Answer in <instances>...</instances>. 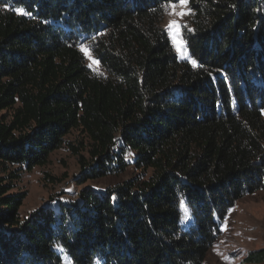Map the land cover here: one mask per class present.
Returning <instances> with one entry per match:
<instances>
[{"label": "trees", "instance_id": "trees-1", "mask_svg": "<svg viewBox=\"0 0 264 264\" xmlns=\"http://www.w3.org/2000/svg\"><path fill=\"white\" fill-rule=\"evenodd\" d=\"M168 4L0 0V264H204L220 221L264 191V0H188L195 67L162 25ZM62 147L79 184L142 176L22 216L17 180Z\"/></svg>", "mask_w": 264, "mask_h": 264}, {"label": "rangeland", "instance_id": "rangeland-1", "mask_svg": "<svg viewBox=\"0 0 264 264\" xmlns=\"http://www.w3.org/2000/svg\"><path fill=\"white\" fill-rule=\"evenodd\" d=\"M187 8L190 10L189 5ZM179 10V9H178ZM171 8L168 7L162 25L172 33L168 25L170 21H177L181 25L189 23V15L183 17L171 15ZM183 29V28H182ZM181 29V32H182ZM172 41V38H171ZM182 53H178L173 44L174 50L182 60H192L188 52L187 45L182 35ZM88 54L86 56L88 65L93 64V69H100L98 63H93L95 57L87 45ZM96 61V60H95ZM3 112L0 113V115ZM79 138L77 131H73L67 139L76 141ZM131 158V155H128ZM81 167L75 156L67 147H62L54 151L50 156V161L44 166H36L32 171H26L17 180V191H26L27 196L21 208V215L27 216L35 209L45 205H55L58 201L75 200L79 191L86 185L102 191L108 186L121 183L125 180L142 176V171L130 166L121 174L109 175L100 179H91L83 184L76 181L80 175ZM54 202V203H53ZM191 220L186 217L185 223ZM222 231L221 237L208 252L204 264H264L246 262L250 252L264 248V191L247 194L239 199L230 210L223 221H220ZM64 264H73L65 258Z\"/></svg>", "mask_w": 264, "mask_h": 264}, {"label": "snow or ice", "instance_id": "snow-or-ice-1", "mask_svg": "<svg viewBox=\"0 0 264 264\" xmlns=\"http://www.w3.org/2000/svg\"><path fill=\"white\" fill-rule=\"evenodd\" d=\"M187 4H188V0H175V2H172V0H169V4L168 7L171 8V15H175V16H179V17H183L185 15H189L190 14V10L187 8ZM9 7L8 4L4 5V8L7 9ZM179 9V10H178ZM18 15H32V13L27 12L24 8H15L13 9ZM167 10V9H166ZM186 26L181 25L180 23H178L177 21L173 20L169 22L168 28L169 31L172 33V42L175 46V49L178 53H182L183 47H185V45L182 43V32L181 29L184 28ZM93 39H95L93 37ZM80 50L82 53H84L86 56H88L89 59H92V57L88 54V49L84 47L83 44H81L80 46ZM93 63H98V61H93ZM193 66H196V62L192 61ZM93 64L90 63L88 65V67H92ZM113 200H116L117 197L115 195H113L112 197ZM54 203V202H53ZM184 205V202L181 201V206Z\"/></svg>", "mask_w": 264, "mask_h": 264}]
</instances>
